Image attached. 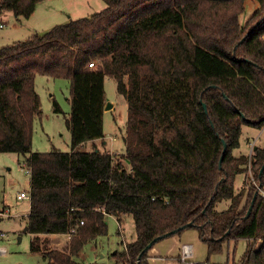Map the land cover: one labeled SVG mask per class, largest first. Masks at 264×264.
I'll list each match as a JSON object with an SVG mask.
<instances>
[{
    "label": "trees",
    "instance_id": "trees-1",
    "mask_svg": "<svg viewBox=\"0 0 264 264\" xmlns=\"http://www.w3.org/2000/svg\"><path fill=\"white\" fill-rule=\"evenodd\" d=\"M40 1L0 0V8L29 18ZM104 1L0 47V152L23 155L30 168L31 251L41 264H84L77 257L108 233L106 215L122 223L131 214L136 238L113 253L117 263L150 264L142 251L153 239L196 228L209 256L246 239L240 264H264V194L255 185L264 188V145L234 154L244 124L264 127V0L243 22L246 0ZM38 74L71 82L69 151H33ZM107 76L127 100L124 153L81 149L105 135ZM222 200L230 203L220 210ZM42 234H69L67 249Z\"/></svg>",
    "mask_w": 264,
    "mask_h": 264
},
{
    "label": "rangeland",
    "instance_id": "rangeland-1",
    "mask_svg": "<svg viewBox=\"0 0 264 264\" xmlns=\"http://www.w3.org/2000/svg\"><path fill=\"white\" fill-rule=\"evenodd\" d=\"M106 6L104 0H43L29 18H17L12 11L3 10L0 13V47L24 40L35 32L43 33L56 24L65 23L69 19L88 16ZM259 6L256 0L245 1V11L241 21H245ZM36 90L40 94L42 114L36 116L33 124V151H50L58 148L62 151L71 150V132L67 126V118L71 111V82L67 78H53L44 74L36 76ZM105 94L107 105L104 112L103 138L98 141H86L81 145L82 150H93L94 143L102 150L124 153L126 145L124 137L127 131L128 106L125 96L118 92L116 80L110 76L105 79ZM58 101L61 112L54 111V102ZM239 148L234 154H253L254 145H264V127L256 128L244 124ZM128 162V161H127ZM251 171L239 173L235 187L241 188ZM261 193L264 188L256 182ZM31 174L25 157L16 152H0V210L11 209V215L0 216V264H41L44 258L40 253L31 251L33 235L27 229L30 199H18L20 191L30 192ZM229 200H222L217 207L223 210L229 206ZM108 233L89 240L80 251L78 259L84 264H122L113 257L115 251H122L125 243L136 238L134 217L126 214L120 223L115 215L107 214ZM198 234L196 228H188L183 235ZM45 239L50 246L60 245L67 249L69 239L62 236ZM196 252L204 263L210 259V264H240L247 246L246 239L231 240L224 243L220 253L208 255L207 244L200 237L193 238ZM192 241V239L190 240ZM261 239L255 242L259 246ZM197 260V258H191ZM180 261V260H179Z\"/></svg>",
    "mask_w": 264,
    "mask_h": 264
},
{
    "label": "crops",
    "instance_id": "crops-1",
    "mask_svg": "<svg viewBox=\"0 0 264 264\" xmlns=\"http://www.w3.org/2000/svg\"><path fill=\"white\" fill-rule=\"evenodd\" d=\"M106 110V109H105ZM100 138L94 139L93 141H98ZM92 141V140H90ZM95 147L97 149L102 150L98 147V144L94 143ZM108 150V149H104ZM111 151V150H109ZM114 152V151H112ZM126 164L130 166V163L126 161ZM186 230V229H185ZM185 230H183L180 234H175L169 237H166L158 242H156L149 250V263L150 264H195L197 262H200L198 260L201 259V257L196 252V243L193 240V238L199 237L196 233H192L191 237L190 235H183L185 233ZM52 235H55V238H58L62 236L61 238L69 239V234H42L41 239L44 237L46 238H54ZM192 239V241H190ZM184 244H190L191 247V254L185 259H181V250L182 246ZM53 247L61 248L60 245H53ZM82 251V250H81ZM197 258V260H191V258ZM180 260V261H179Z\"/></svg>",
    "mask_w": 264,
    "mask_h": 264
},
{
    "label": "built area",
    "instance_id": "built-area-1",
    "mask_svg": "<svg viewBox=\"0 0 264 264\" xmlns=\"http://www.w3.org/2000/svg\"><path fill=\"white\" fill-rule=\"evenodd\" d=\"M3 10L0 8V13H2ZM0 26H2V24L0 23ZM94 63H90V66H93ZM264 194V193H263ZM17 198L18 199H25V198H29L30 199V192L27 193L25 191H20L17 194ZM3 215H11V209L9 207H6L4 209L0 210V216L2 217ZM81 223H83V221H81ZM125 247H126V243H125ZM191 254V247L190 244H184L182 246V250H181V259L185 260L189 255Z\"/></svg>",
    "mask_w": 264,
    "mask_h": 264
},
{
    "label": "water",
    "instance_id": "water-1",
    "mask_svg": "<svg viewBox=\"0 0 264 264\" xmlns=\"http://www.w3.org/2000/svg\"><path fill=\"white\" fill-rule=\"evenodd\" d=\"M111 105L109 104V105H107V107H105V109H107L108 107H110ZM204 107H205V109H206V111H207V106H206V104L204 103ZM226 149H227V144H226V142H225V145H224V150H223V152L225 153L226 152ZM222 159H223V155H222V157H221V161H222ZM262 171H263V168H262V170H261V173H262ZM251 208H252V206H250V209L248 210V215L250 214V211H251ZM157 237L155 238V239H153V241H151L146 247H145V249L142 251V253L145 251V250H147V249H150L154 244V242L155 241H157ZM142 253H141V255H142ZM140 255V256H141Z\"/></svg>",
    "mask_w": 264,
    "mask_h": 264
}]
</instances>
